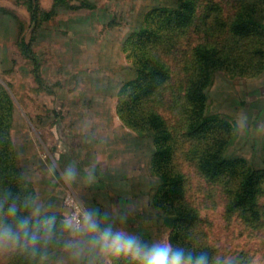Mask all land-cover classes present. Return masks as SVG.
Wrapping results in <instances>:
<instances>
[{"label": "rangeland", "instance_id": "rangeland-1", "mask_svg": "<svg viewBox=\"0 0 264 264\" xmlns=\"http://www.w3.org/2000/svg\"><path fill=\"white\" fill-rule=\"evenodd\" d=\"M179 2L38 0L36 25L24 0H0V86L11 98L8 138L22 197H36L58 216L69 212L67 195L108 212L116 205L127 214L118 226L149 242L170 240L234 255L240 264H264V181L254 212L233 203L243 177L264 170V0H193L191 21L164 31L149 53L164 63L168 76L136 108L143 117L158 115L170 136L169 166L183 179L173 208L158 197L163 177L154 163L153 131L139 117L119 116L137 75L127 39L145 27L152 10H172ZM241 12L257 23L256 36L232 31ZM199 46L237 54L239 65L216 72L206 89L208 114L230 126L223 150L226 159L240 161L236 175L226 170L207 176L199 163L206 142L188 131L186 91ZM68 167L77 173L71 183L62 175ZM176 209L194 216L180 237ZM17 256H0V264H15ZM61 256L54 250L48 264Z\"/></svg>", "mask_w": 264, "mask_h": 264}, {"label": "trees", "instance_id": "trees-1", "mask_svg": "<svg viewBox=\"0 0 264 264\" xmlns=\"http://www.w3.org/2000/svg\"><path fill=\"white\" fill-rule=\"evenodd\" d=\"M24 1L29 12L30 23L37 25L40 15L38 0ZM178 5L172 10L167 8L152 10L145 19V27L127 39L125 46H130L135 51L137 75L127 85V91L124 92L121 100L122 108L119 111L121 119L126 118V115L130 118L139 117V124L153 131L156 148L154 163L163 177L158 197L164 199L168 209L174 207L173 203L181 197L183 192L182 177L169 166L172 158L170 136L158 115L150 114L143 117L136 107L146 97L151 96L168 76L164 63L149 53L161 44L164 31H173L179 26L188 24L192 19L193 0H180ZM232 31L236 36L250 38L256 36L259 28L254 20L247 17L245 12H241L232 24ZM22 47L26 55L34 58L28 45L22 42ZM194 62L195 73L188 82L186 100L190 107L189 134L200 137L206 142L200 157V168L212 178L226 170L236 175L239 172L238 168L241 167L240 161L226 159L223 150L228 141L230 126L225 120L208 114L206 89L216 72L221 70L228 72L235 68V65H239L237 54L233 55L230 52L228 54L217 47L199 46L194 53ZM11 116V98L0 86V196L12 191L22 197L21 177L13 157L12 144L8 138ZM262 181H264V170L247 173L234 195V205L254 212L255 197ZM175 212L177 213L175 220L181 221L175 228L176 237H180L183 235L182 232L187 230L194 216L181 209H176ZM198 249L211 253V250L206 247ZM15 264H28V261L18 254Z\"/></svg>", "mask_w": 264, "mask_h": 264}, {"label": "clouds", "instance_id": "clouds-1", "mask_svg": "<svg viewBox=\"0 0 264 264\" xmlns=\"http://www.w3.org/2000/svg\"><path fill=\"white\" fill-rule=\"evenodd\" d=\"M62 175L71 183L77 173L68 167ZM88 177L89 182L94 179L91 172ZM68 208L67 214L58 216L32 195L8 191L0 196V256L17 253L28 264H48L50 254L59 250L65 256L57 264H67L68 259L73 264H240L231 254L170 240L149 242L118 226L127 214L116 205L108 212L75 199Z\"/></svg>", "mask_w": 264, "mask_h": 264}, {"label": "built area", "instance_id": "built-area-1", "mask_svg": "<svg viewBox=\"0 0 264 264\" xmlns=\"http://www.w3.org/2000/svg\"><path fill=\"white\" fill-rule=\"evenodd\" d=\"M64 201H65V204L67 205V207H68L69 204L75 205V200L72 199V197L70 195H67L65 197ZM76 207H77V210H78V206H76ZM68 210L70 211L71 209L68 208Z\"/></svg>", "mask_w": 264, "mask_h": 264}, {"label": "crops", "instance_id": "crops-1", "mask_svg": "<svg viewBox=\"0 0 264 264\" xmlns=\"http://www.w3.org/2000/svg\"><path fill=\"white\" fill-rule=\"evenodd\" d=\"M29 20H30V16H29ZM88 168V167H87Z\"/></svg>", "mask_w": 264, "mask_h": 264}]
</instances>
